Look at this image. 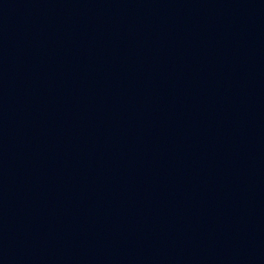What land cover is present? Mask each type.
<instances>
[{
	"label": "water",
	"instance_id": "95a60500",
	"mask_svg": "<svg viewBox=\"0 0 264 264\" xmlns=\"http://www.w3.org/2000/svg\"><path fill=\"white\" fill-rule=\"evenodd\" d=\"M0 264H264V0H0Z\"/></svg>",
	"mask_w": 264,
	"mask_h": 264
}]
</instances>
